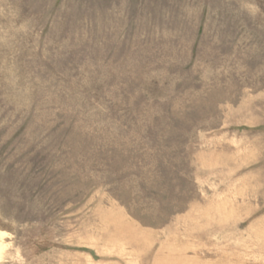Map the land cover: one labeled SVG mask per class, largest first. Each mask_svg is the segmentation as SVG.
<instances>
[{"label":"rangeland","instance_id":"rangeland-1","mask_svg":"<svg viewBox=\"0 0 264 264\" xmlns=\"http://www.w3.org/2000/svg\"><path fill=\"white\" fill-rule=\"evenodd\" d=\"M0 264H264V0H0Z\"/></svg>","mask_w":264,"mask_h":264}]
</instances>
